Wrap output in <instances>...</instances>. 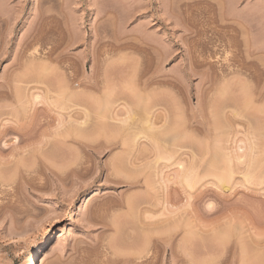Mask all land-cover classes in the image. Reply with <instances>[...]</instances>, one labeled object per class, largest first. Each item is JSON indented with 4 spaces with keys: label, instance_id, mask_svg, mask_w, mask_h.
Returning <instances> with one entry per match:
<instances>
[{
    "label": "rangeland",
    "instance_id": "obj_1",
    "mask_svg": "<svg viewBox=\"0 0 264 264\" xmlns=\"http://www.w3.org/2000/svg\"><path fill=\"white\" fill-rule=\"evenodd\" d=\"M0 10V264L44 236L31 264H122L148 235L134 264H264V0Z\"/></svg>",
    "mask_w": 264,
    "mask_h": 264
},
{
    "label": "bare ground",
    "instance_id": "obj_2",
    "mask_svg": "<svg viewBox=\"0 0 264 264\" xmlns=\"http://www.w3.org/2000/svg\"><path fill=\"white\" fill-rule=\"evenodd\" d=\"M44 16H47V14L46 15H44ZM44 16H42V17H44ZM43 19H46L45 17L43 18ZM47 20V19H46ZM0 21H2V14H1V10H0ZM3 22V21H2ZM148 42V41H147ZM150 43H151V40H150ZM210 79V78H209ZM209 79H207V80H209ZM147 80V79H146ZM149 80V79H148ZM210 81H211V79H210ZM89 82V81H88ZM212 82V81H211ZM91 83H93V82H90V84ZM146 83H148L149 84V82H144V83H142V84H146ZM213 83V82H212ZM88 84V83H87ZM89 84V85H90ZM95 84H96V82H95ZM208 85V84H207ZM94 86V85H93ZM144 86V85H143ZM150 86V85H149ZM89 87V86H88ZM91 87V86H90ZM96 87H97V89L99 88L98 87V84L96 85ZM145 87V86H144ZM144 87H142L143 89H144ZM151 87V86H150ZM93 89V88H92ZM96 88L94 89V90H97ZM208 90H210V88L208 89ZM136 92H139V91H136ZM144 92V91H143ZM142 92V93H143ZM110 93V92H109ZM102 94V93H101ZM139 94V93H138ZM105 96H107V95H105ZM109 96V95H108ZM138 97V96H137ZM145 97V96H144ZM147 97V96H146ZM145 97V98H146ZM38 99V98H37ZM107 98H105L104 97V99H102V100H98V101H100V103H101V105H102V110H101V115H102V112H103V110H105L106 111V109L107 108H109V106H110V102H107V100H106ZM139 100H137V103H138V105L139 106H142V108L144 109V108H146L147 107V105L148 104H146V106H144L143 105V103L145 104V102L147 103V101L149 102V99H148V97H147V100L146 99H142V96L141 97H139L138 98ZM109 101V100H108ZM136 102V101H135ZM99 103V104H100ZM111 104H112V102H111ZM134 106L136 107L137 105L136 104H134ZM138 106V107H139ZM137 107V108H138ZM150 107V106H149ZM148 107V108H149ZM112 108V107H111ZM100 109L101 108H98V111H100ZM140 110H142V109H140ZM108 111H109V114L111 113L110 111L111 110H109L108 109ZM146 111H147V108H146ZM140 112V111H139ZM105 113V112H104ZM107 113V112H106ZM113 113V112H112ZM111 113V114H112ZM146 113V112H145ZM99 114H100V112H99ZM140 114H143V113H141L140 112ZM139 114V115H140ZM149 115V114H148ZM107 116V115H106ZM106 116H104V115H102V117H106ZM108 116H110V115H108ZM108 116H107V119H108ZM86 117V116H85ZM143 116L141 115L139 118H142ZM146 118V120L144 119V121H141V119H140V122H141V124L144 126V127H142L141 129H139V128H136L137 130L139 129V131H140V139H145V140H152V141H156V140H158L159 139V136H162V135H160V133L158 132L157 133V131H156V134H159V136L157 135V137H158V139H156V136H154L153 134H152V130H154L155 131V129L154 128H152V123L153 122H151L150 121V117L148 116H145ZM115 118V117H114ZM138 118V119H139ZM102 120H104V119H102ZM105 121V120H104ZM127 122H128V120H126ZM139 122V123H140ZM122 123H123V125L125 124L123 121H122ZM135 123V122H134ZM86 124V122L83 124V125H85ZM105 125H108L107 123L105 124ZM135 125V124H134ZM136 125H137V123H136ZM135 125V126H136ZM100 126H101V124H100ZM127 126V125H126ZM130 126V125H129ZM138 126V125H137ZM154 126V125H153ZM102 127V126H101ZM101 127H100V129H101ZM128 127V126H127ZM170 127V126H169ZM166 128V127H165ZM177 128V127H176ZM135 129V128H134ZM174 129V128H173ZM159 130H161V129H159ZM165 130V129H164ZM168 130H172V127H171V129H169L168 128ZM152 131V132H151ZM5 132H7V130H5V131H3V132H1L0 133V135H3ZM135 132V131H134ZM163 132V131H162ZM167 132V131H166ZM165 132V133H166ZM171 132V131H170ZM174 132V131H173ZM173 132H171V133H173ZM155 134V135H156ZM178 135V134H177ZM176 134L173 136L172 135V137L171 136H167V135H165L164 137L165 138H163L164 139V141L162 140V141H160L159 140V142H165V143H169V141H170V139H176L178 136H177ZM183 135V134H182ZM139 136V135H138ZM181 139V138H180ZM179 140V139H178ZM76 141V143L79 145V146H81V148H82V150L84 149H87L88 150V152L90 151V152H95V154L96 153H98V155H100V154H103L106 150H109V149H112L113 147L112 146H110V144L111 143H106V142H103V144L101 143V142H99V143H91V144H88V142H86L85 144L84 143H80V142H78L77 140H75ZM98 142V141H97ZM177 142V141H176ZM71 143H75L74 142V140H73V142H71ZM179 143V142H178ZM214 143H215V141H214ZM115 144V143H114ZM160 144V143H159ZM111 145H113V143L111 144ZM160 146V145H159ZM164 146V145H163ZM110 147H112V148H110ZM115 147V146H114ZM161 147H162V145H161ZM216 147H217V143H216ZM117 148H119L120 149V146H117ZM212 150H214V149H212ZM211 150V152H212V157L214 158V160L217 158V154H216V152L214 151H212ZM218 153V152H217ZM220 153H221V151H220ZM96 156V155H95ZM223 156V155H222ZM230 159V158H229ZM228 159V160H229ZM217 160V159H216ZM213 162V161H212ZM212 164V163H211ZM210 164V165H211ZM210 168V167H209ZM215 168H217L216 166H215ZM214 168V169H215ZM212 169V168H211ZM230 169V168H229ZM229 171V170H228ZM73 172V171H72ZM221 173H223V172H220V174ZM225 173H226V171H225ZM230 173V172H229ZM227 174V173H226ZM249 174H247V176H248ZM134 176V175H133ZM222 176L223 177H221L220 179H221V181L222 180H224V181H226V180H228V179H226V178H224V177H226V176H224L223 174H222ZM247 176H246V178H247ZM129 178H130V176H128ZM136 178V177H135ZM245 178V179H246ZM124 179V178H123ZM133 179V178H132ZM218 179H219V177H218ZM226 179V180H225ZM131 180V179H130ZM128 180H126L124 183L125 184H127L128 186H132V185H134V180H132V181H128ZM136 181V180H135ZM191 181V180H190ZM247 181V180H246ZM121 182V181H120ZM133 182V183H132ZM219 183H220V181H219ZM221 183H223V182H221ZM226 183V182H225ZM224 183V184H225ZM135 184H136V182H135ZM129 203H130V201H129ZM131 204V203H130ZM131 206L128 204V208H130ZM133 207V206H132ZM132 212V211H131ZM151 224L150 223H148V224H144V226H150ZM232 228V227H231ZM175 229V228H174ZM173 230V229H172ZM176 230V229H175ZM174 231V230H173ZM174 233V232H173ZM223 233H225V232H223ZM227 233V232H226ZM233 233V232H232ZM19 234V233H18ZM18 234H16V236H14L13 234V236H11V238L12 239H18L19 237H21L20 235L22 234V236H23V232L22 233H20V235H18ZM169 237H168V240H172V238H173V236L170 234V235H168ZM225 236V235H224ZM226 236H230L229 234L228 235H226ZM51 236H44V237H42L41 239H40V241H36V243H35V248L33 247V248H28V247H22L20 250H19V252L18 253H16V255H14V257L13 258H11V259H7L6 261H4V263L3 264H31L32 262H34V260H35V258L37 257V255H38V252L42 249V248H44V247H46V245H47V243L48 242H50V240H51ZM150 238L152 239V237H151V235L149 236H147L146 237V241L143 243L142 242V247L140 248L139 247V249L137 248L136 249V251H133L132 253H131V255L129 256V255H127L126 256V258L123 256V261H122V264H134V262L137 260V259H139V257H141V255L143 254V253H145V255L146 254H148L149 253V251H148V249L147 248H149L150 249V247H148V245H149V241H150ZM224 239V238H223ZM226 239V238H225ZM156 243H158V244H160V242L162 241V239H159V238H155V240H154ZM163 242V241H162ZM161 245V244H160ZM162 246H163V244H162ZM134 247V246H133ZM132 247V248H133ZM134 250V249H133ZM151 250V249H150ZM131 252V251H130ZM145 255H144V257H145ZM143 256V255H142ZM263 256V255H262ZM188 257V256H187ZM253 257H255V256H253ZM258 258H259V256H258ZM257 259V258H256ZM258 261V260H257ZM240 262V261H239ZM243 262V261H242ZM241 262V263H242ZM243 264V263H242Z\"/></svg>",
    "mask_w": 264,
    "mask_h": 264
}]
</instances>
